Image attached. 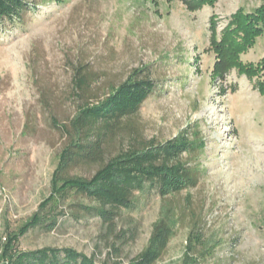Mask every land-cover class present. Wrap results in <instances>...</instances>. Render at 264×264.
<instances>
[{"label": "rangeland", "instance_id": "obj_1", "mask_svg": "<svg viewBox=\"0 0 264 264\" xmlns=\"http://www.w3.org/2000/svg\"><path fill=\"white\" fill-rule=\"evenodd\" d=\"M263 2L32 0L18 20L0 19V250L7 233L39 220L18 234L19 250L70 247L128 264L164 206L173 234L154 264H264V31L238 55L240 67L214 68L234 14ZM77 67L91 77L81 94ZM135 77L154 91L106 139L102 160L63 167L64 126L86 100ZM174 137L192 146L180 159L196 186L138 193L110 225L65 185L91 179L133 142Z\"/></svg>", "mask_w": 264, "mask_h": 264}, {"label": "trees", "instance_id": "obj_2", "mask_svg": "<svg viewBox=\"0 0 264 264\" xmlns=\"http://www.w3.org/2000/svg\"><path fill=\"white\" fill-rule=\"evenodd\" d=\"M213 1L197 0L194 5ZM32 6V0H0V19L18 20ZM263 31L264 2L251 13L234 14L232 22L216 44L215 71L223 73L231 66L240 67L238 55ZM90 80V74L84 68L77 67L73 74L74 90L80 94L87 92ZM154 88L155 84L151 79L135 77L131 81L120 82L113 92L94 104L86 100L76 116L64 126L70 139L63 149L62 166L72 167L80 163L101 161L106 139L119 128L122 121L138 112L142 102L151 95ZM189 149H192L190 142L178 137L164 143H157L152 139L136 141L110 157L91 179L70 180L65 185L67 189L73 188L94 201L97 205L88 209L102 222L110 225L117 210L133 206L138 193L156 189L164 197L168 193L196 186L197 176L194 170L180 159ZM174 219L173 210L163 206L152 225L147 246L128 264H154L173 234ZM38 223L39 220L30 226L19 228L17 232L6 234L0 254L3 264H122L118 261L96 262L91 256L70 247L19 250L18 234Z\"/></svg>", "mask_w": 264, "mask_h": 264}, {"label": "built area", "instance_id": "obj_3", "mask_svg": "<svg viewBox=\"0 0 264 264\" xmlns=\"http://www.w3.org/2000/svg\"><path fill=\"white\" fill-rule=\"evenodd\" d=\"M0 252H1V250H0ZM0 264H3V262H2V261H0Z\"/></svg>", "mask_w": 264, "mask_h": 264}]
</instances>
